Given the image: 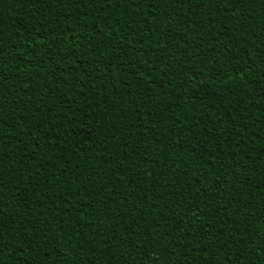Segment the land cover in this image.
Here are the masks:
<instances>
[{
	"label": "trees",
	"instance_id": "trees-1",
	"mask_svg": "<svg viewBox=\"0 0 264 264\" xmlns=\"http://www.w3.org/2000/svg\"><path fill=\"white\" fill-rule=\"evenodd\" d=\"M0 113V264H264V0H0Z\"/></svg>",
	"mask_w": 264,
	"mask_h": 264
},
{
	"label": "snow or ice",
	"instance_id": "snow-or-ice-1",
	"mask_svg": "<svg viewBox=\"0 0 264 264\" xmlns=\"http://www.w3.org/2000/svg\"><path fill=\"white\" fill-rule=\"evenodd\" d=\"M175 2H179V0H175ZM153 6H155V3H153ZM25 39H28V37H25ZM34 44L35 43H37V40L36 39H33V41H32ZM40 42H42V43H44V42H48V43H50L51 41H50V39H49V37L48 36H42V40L40 41ZM230 62V61H229ZM165 67H167V65H165ZM156 69L155 68H153V69H151V71H155ZM161 71H163V69H161ZM187 82V81H186ZM17 103H19V101H17ZM3 113H0V125H3V123H4V120H3ZM153 123H155V122H153ZM83 131V130H82ZM89 133H84V139H88L89 138ZM9 138H11V134L9 133ZM5 140V137L3 136V134H2V132H0V141H4ZM159 143V141L157 140V144ZM35 147H39V144L37 143L36 145H35ZM107 163V162H106ZM153 163H156V164H158L159 163V161L156 159V158H153ZM127 171H130V168L129 169H127ZM70 179L72 180V182L73 183H76V178H75V176H72V177H70ZM128 180L129 181H131V177H128ZM107 183H109V182H102L101 183V185H100V188L99 189H92L91 190V195H93V196H95V195H98V193H99V191H107V188H106V184ZM112 188H113V190L111 191V192H108V196H116L117 195V193H116V191H115V184L114 183H112ZM81 190L83 191V192H85L86 194H88L89 193V188L87 187V185H82V188H81ZM78 197H79V192H77V193H75V194H73V198L74 199H78ZM114 202V201H113ZM66 204H67V201L65 202ZM87 203V202H86ZM103 204L105 205V207H107V204H108V200H107V198H105L104 199V201H103ZM94 211H96L95 209H94ZM131 211H132V209L130 208L129 209V213H131ZM164 211L166 212L167 211V209H164ZM185 211H187V209H185ZM117 215L118 216H123V215H125V213L123 212V210H121L120 212H118L117 213ZM84 217L83 216H81V219H83ZM138 226V225H137ZM257 229L259 230L258 232H257V235L259 236V237H261V238H264V224H260V223H257ZM0 238H2V237H0ZM146 242V241H145ZM0 251H2V249H0Z\"/></svg>",
	"mask_w": 264,
	"mask_h": 264
}]
</instances>
